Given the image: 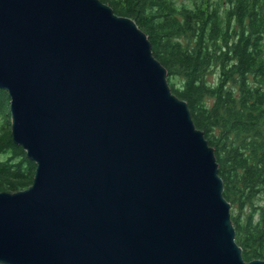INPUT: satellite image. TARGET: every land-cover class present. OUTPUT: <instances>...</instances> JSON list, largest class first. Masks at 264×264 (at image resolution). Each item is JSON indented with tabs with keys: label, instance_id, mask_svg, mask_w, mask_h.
<instances>
[{
	"label": "water",
	"instance_id": "water-1",
	"mask_svg": "<svg viewBox=\"0 0 264 264\" xmlns=\"http://www.w3.org/2000/svg\"><path fill=\"white\" fill-rule=\"evenodd\" d=\"M102 0H0V88L32 184L0 190L6 264H264L147 33Z\"/></svg>",
	"mask_w": 264,
	"mask_h": 264
},
{
	"label": "trees",
	"instance_id": "trees-1",
	"mask_svg": "<svg viewBox=\"0 0 264 264\" xmlns=\"http://www.w3.org/2000/svg\"><path fill=\"white\" fill-rule=\"evenodd\" d=\"M102 1L147 33L215 148L244 258L264 259V0ZM9 105L0 88V190L16 192L37 164L11 136Z\"/></svg>",
	"mask_w": 264,
	"mask_h": 264
},
{
	"label": "rangeland",
	"instance_id": "rangeland-1",
	"mask_svg": "<svg viewBox=\"0 0 264 264\" xmlns=\"http://www.w3.org/2000/svg\"><path fill=\"white\" fill-rule=\"evenodd\" d=\"M213 78H214V76H213V75H211L209 79L213 80Z\"/></svg>",
	"mask_w": 264,
	"mask_h": 264
}]
</instances>
